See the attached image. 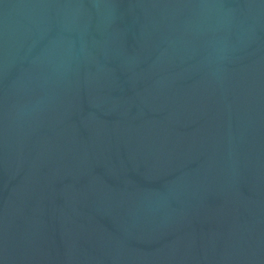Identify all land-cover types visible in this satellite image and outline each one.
<instances>
[{
  "label": "water",
  "instance_id": "95a60500",
  "mask_svg": "<svg viewBox=\"0 0 264 264\" xmlns=\"http://www.w3.org/2000/svg\"><path fill=\"white\" fill-rule=\"evenodd\" d=\"M0 264H264V0H0Z\"/></svg>",
  "mask_w": 264,
  "mask_h": 264
}]
</instances>
